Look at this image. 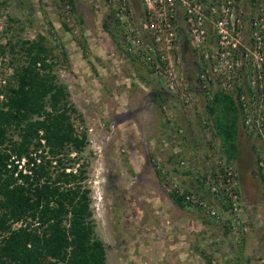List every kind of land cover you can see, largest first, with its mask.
<instances>
[{
  "label": "rangeland",
  "instance_id": "374dc122",
  "mask_svg": "<svg viewBox=\"0 0 264 264\" xmlns=\"http://www.w3.org/2000/svg\"><path fill=\"white\" fill-rule=\"evenodd\" d=\"M0 5V47L5 46L11 39L34 41L39 36H43L46 38L48 47L53 50V54L59 58L64 49L70 53L71 57L78 58L75 52L79 53L81 47H86L88 52L86 59L94 60L101 57L99 52H105L112 41L102 27L100 11H103L105 18L107 13H110L111 17L114 16L116 35L123 43L121 39L123 27L116 18L117 10L111 8L107 0H81L77 6L80 12L78 19L74 13L64 10L59 0H0ZM130 7L134 14L133 18H130L132 25L144 29L140 0H133ZM63 22L68 25L66 30ZM122 46H116L117 50L119 49L122 58H128ZM137 59L133 64L142 70H138V73L154 77L143 61L138 57ZM0 61L3 64L0 67L1 89L5 85L3 81L7 84L13 80L19 61L14 63L11 55H0ZM73 70V64L69 63L66 66L65 63H61L57 66L55 73L59 83L67 88L70 101L78 110V114H73L72 117L76 133L87 135L89 144L82 152L74 150L69 153L67 158L73 160V163H68L66 156H63L64 163L69 169L77 171L85 167L87 180L83 186L90 190L96 234L106 247L107 264H155L156 248L146 246L147 254L142 252L144 234L154 236L155 231L142 230L141 223L151 221L150 226H155L161 221L157 214L160 211L161 194L158 188L162 187L164 196L168 195L169 198L175 199L177 196L171 192L170 186L179 184L184 188L179 179H174L176 173H179L178 170H187L183 167L186 168L189 164L198 172L194 180L201 181L206 173L217 171L225 157L220 140L213 139L212 133L205 125L206 121L211 120L209 104L207 105L211 96H207V100L201 92L199 100L196 99L194 103L191 100L188 105L183 104L179 99L172 97L173 95L162 81L154 77L160 82V86L163 84L165 86L164 91L157 83L156 86H152V91L156 89L164 94L165 98L158 100L154 93L148 97L141 89L143 93L140 94L137 82H131V88L129 87L126 93L125 88L120 86L116 88L115 83L113 84L104 76H99L97 72L92 74L89 71L87 76L82 78ZM129 75L134 77L132 71ZM0 101H2L1 98ZM172 106L180 113L181 111L183 114L189 113L188 124L185 123L186 116H183V119L175 118ZM146 111L150 112L148 127L154 121L167 124L163 130L167 133L166 152L162 151V153L170 156L179 143L177 141L173 144L172 140L182 138L183 145L185 149L187 148L182 159L173 157L172 164L166 166L157 160L156 151L151 149V146L150 149H145L143 144L138 143V132L142 121L145 120L142 115L144 116ZM242 123L239 125L237 142L238 152L240 151L241 154L238 155L240 162H236L234 166L239 172L241 192L244 196L243 221H246L244 203L252 199L250 195L253 190L261 196L256 202L258 203L256 209L259 210H255L257 211L255 213L264 221V183L260 178L258 164L259 155L264 153V140L257 135H251ZM17 139V134H14V140ZM192 152L196 153L195 156L199 154L204 158L203 165L193 162ZM182 162L185 166H182ZM252 169L253 172L250 173ZM153 188H156L157 192L152 193ZM145 191H147V197L136 196L139 192ZM136 204L141 205L140 208L145 209V212L147 209L142 222L141 216L138 215L140 209L134 206ZM128 207L130 209L125 210ZM186 209L196 211L200 208L186 207ZM254 216L250 211L249 219H247L249 224L251 222L253 224ZM166 233L169 232L166 231Z\"/></svg>",
  "mask_w": 264,
  "mask_h": 264
},
{
  "label": "trees",
  "instance_id": "16d2710c",
  "mask_svg": "<svg viewBox=\"0 0 264 264\" xmlns=\"http://www.w3.org/2000/svg\"><path fill=\"white\" fill-rule=\"evenodd\" d=\"M68 2L75 13L73 0ZM0 55L19 61L13 80L0 89V264H107L106 247L96 234L90 190L83 186L85 167L77 174L66 173L63 158L89 144L87 135L76 133L72 117L78 110L55 73L59 64L68 63L65 52L61 58L55 56L46 38L39 36L34 41L11 39L0 47ZM242 92L243 88L237 95L216 92L208 106L209 131L232 164L240 162L237 142L243 119L237 98ZM42 139L57 164L43 157L32 175H24L12 158L30 159L33 146L43 147ZM260 178L264 183L261 171ZM175 200L183 205L182 198Z\"/></svg>",
  "mask_w": 264,
  "mask_h": 264
},
{
  "label": "built area",
  "instance_id": "2783aa9c",
  "mask_svg": "<svg viewBox=\"0 0 264 264\" xmlns=\"http://www.w3.org/2000/svg\"><path fill=\"white\" fill-rule=\"evenodd\" d=\"M59 2L70 12L68 0ZM107 2L117 10L126 53L140 58L174 97L190 104L194 79L204 92L237 95L243 88L237 102L244 127L264 140V0H140L144 29L132 25L134 14L128 0ZM41 143L42 148L31 149L30 159L12 158L24 175H32L31 169L41 165L43 157L54 161L43 139ZM220 164L217 171L203 176L202 183L216 200L231 205V230L247 233L239 172L225 157ZM258 164L264 178V153ZM71 172L78 171L66 169ZM170 188L186 207H198L213 223H224V214L208 201L179 184Z\"/></svg>",
  "mask_w": 264,
  "mask_h": 264
},
{
  "label": "crops",
  "instance_id": "0c3cea01",
  "mask_svg": "<svg viewBox=\"0 0 264 264\" xmlns=\"http://www.w3.org/2000/svg\"><path fill=\"white\" fill-rule=\"evenodd\" d=\"M80 1L73 0L75 7L74 14L77 19L80 14L77 7ZM129 3L131 5L133 0H129ZM99 13L101 21H103L102 27L106 31V35H108L112 41L106 47L105 52H99L101 57H97L94 60L91 58L86 59L88 53L86 47H81L79 53H77V51L75 52L78 54V58L71 57L70 53L64 49L63 51L68 60L66 66L67 64L69 65V63L73 64V71L77 72L76 75H80L82 78L86 77V74L89 71L92 74L97 72L99 76H104L111 80L113 84L115 83L116 88L117 86L125 88L126 93L127 90L129 91V87L132 84L131 82H137V89L138 91L140 90V94L143 93V90L148 97L154 93L156 99L163 100L165 97L162 92L156 91V89L155 91H152V86H156V83L160 86V82H158L156 78L149 76L147 73V76L143 75V73H138V70L141 69H138L133 64L135 63L134 60H138L137 57H131L126 53L124 46V33L121 38L123 43H121L119 37L116 35L117 30L113 24L114 16L112 15L113 17H111L110 13H107L105 18L103 11H100ZM106 24L108 26L107 29L105 28ZM63 27L64 29L67 28V25L64 22ZM90 34L93 36L92 33ZM118 45H123L122 47H124V49L122 48V50L128 58H122L120 56L119 49L117 50L118 47H116ZM74 60L75 62L73 63ZM130 71L133 72L134 77L129 75ZM145 72H148V70H145ZM88 79H90V77H88ZM163 86H160L163 88L162 91L165 90V86ZM197 86L199 85L194 81L190 89V96L193 103L196 99H200V93L202 92V94L205 95V98L211 96L210 100H208L207 97L209 102H207V105L210 104V102L215 99L216 92L210 94L202 91L201 87L198 88ZM133 87L136 89L135 85ZM174 98L179 99L178 97ZM180 102L183 103L181 100ZM149 113L150 112L146 111L144 116L142 115L145 120L142 121L140 131L138 132V143L143 144L145 149H150L151 146V149L156 151L155 155L157 160L166 166L172 164L173 157L182 159L187 150L183 145L184 142L182 138H178V140H175L174 138L172 140L173 144L177 143V141L179 143H177L175 149L172 150L170 156H168V154L166 156L164 152L162 153V151L166 152L167 133L163 132V130L167 127V124L165 125V123L160 121H154L151 126L148 127ZM172 113L176 119H183V116H186L187 121L185 123L188 124V120L190 119L189 113L183 114L182 111L180 113L177 108L174 107ZM251 135L257 134L251 133ZM191 155L195 156L196 153L192 152ZM194 156L192 158L194 163L204 164L205 161L203 157L199 156V154L198 156ZM235 163L236 162H233V164ZM183 168L187 170H178L179 173H176L174 179H179V182H181L187 191L198 194L201 198L206 199V201H209L213 206L218 208L224 214V223L218 225L213 223L212 220L209 219V217L200 209H197L196 211H188L184 204H178L173 197L169 198L168 195L164 196V191L162 187L159 186L160 189L158 188V190L161 193L159 198L160 211H158L157 214L161 218V221L155 226H150L151 221L141 223L142 230L152 232L151 229H153V231H155L154 236L146 235V233L144 234L145 238L142 241V243H144V245H142L144 246L142 252L145 255L147 254L148 251L146 246L156 248L157 251L156 249L154 251L157 252L155 264H264V221H262L259 215L255 213L259 210L256 209L258 206V203L256 202L261 196L253 190L250 195L252 196V199H248L247 202L244 203V217L246 218V221L244 220V222L250 226L249 232L245 233L242 230L232 231L229 226L230 215L227 203L216 200L211 193L205 189L202 183L203 180H194L198 175L196 169L189 164L186 168ZM175 171L176 170L174 169V172ZM252 172L253 169L250 173ZM172 175L174 174L172 173ZM146 192L147 191L139 192L136 196H142V198H145L147 197ZM154 192H157L156 188L152 189V193ZM134 206L140 209L138 215L141 216L142 222L145 218V213L147 214V209L145 212V209L140 208L141 205L136 204ZM259 206H261L260 203ZM129 209L130 208L128 207V209L125 210ZM250 211L253 213V216L255 215L253 224L252 222L249 224V221H247V219H249L248 216ZM166 231L169 233H166ZM150 250L151 249H149V251Z\"/></svg>",
  "mask_w": 264,
  "mask_h": 264
}]
</instances>
